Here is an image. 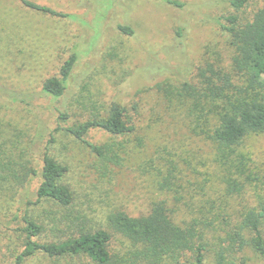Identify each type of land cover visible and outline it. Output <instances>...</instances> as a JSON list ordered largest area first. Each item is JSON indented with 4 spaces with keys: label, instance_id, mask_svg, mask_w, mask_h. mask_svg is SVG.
I'll return each mask as SVG.
<instances>
[{
    "label": "rangeland",
    "instance_id": "1",
    "mask_svg": "<svg viewBox=\"0 0 264 264\" xmlns=\"http://www.w3.org/2000/svg\"><path fill=\"white\" fill-rule=\"evenodd\" d=\"M30 1L71 15L0 0V264H14L25 248V213L42 226L40 242L107 229L110 264H148L133 258L130 242L111 228L110 218L117 212L147 215L158 202L177 224H197L204 264H264L252 247L226 250L228 234L262 190L264 133L232 148L218 146L208 138L215 114L207 115L210 106L184 90L197 81L206 57L229 62L230 36L220 25L233 12L229 0H179L182 6L166 0ZM262 7L264 0H249L236 14L249 20ZM120 24L134 33H124ZM74 53L79 56L68 88L54 98L44 82L60 75ZM114 105L124 109L133 129L116 136L92 128L86 138L102 146L103 155L68 131L108 118ZM47 149L67 167L61 183L72 191L69 206L50 199L26 203L39 177L23 185L20 180L31 178L32 166L41 170ZM22 264L97 263L84 253L37 252Z\"/></svg>",
    "mask_w": 264,
    "mask_h": 264
},
{
    "label": "trees",
    "instance_id": "2",
    "mask_svg": "<svg viewBox=\"0 0 264 264\" xmlns=\"http://www.w3.org/2000/svg\"><path fill=\"white\" fill-rule=\"evenodd\" d=\"M175 6H182L179 0H166ZM249 0H229L233 12L222 16L220 25L230 36V48L233 54L229 62L219 58H205L200 68L197 81L187 83L184 90L197 103L205 102L210 106L209 113L215 114V126H211L208 138L223 148L240 145L252 134L264 133V7L257 10L254 16L242 21L237 12L241 11ZM24 3L35 10L56 16L70 17L48 6L30 0ZM222 20L224 22H222ZM126 34H133L129 25H118ZM74 53L66 60L60 75H54L44 82L43 89L54 98L63 96L68 88L70 77L78 60ZM66 119L67 113H61ZM214 125V124H213ZM103 128L107 132L120 136L132 131L125 119V111L114 105L111 115L106 119H90L68 128L76 138L88 144L94 152L103 155L104 148L86 138L92 128ZM1 165V163H0ZM67 167L58 163L48 153L43 155L42 168L32 166L27 176L20 180L32 183L39 177V184L27 205H35L44 199H50L62 206L73 202V194L61 178ZM1 173V170H0ZM243 189L240 183L235 184ZM262 190L257 195V204L246 211L241 223L228 234L226 250L231 254L241 253L247 247L254 248L264 256V174L261 178ZM25 231L27 239L24 250L17 256L14 264H22L37 252H44L50 257L75 256L86 254L97 264H110L112 254L110 244L112 233L107 229L83 231L79 235L61 242H40L37 237L42 226L28 217ZM196 223L189 222L186 227L177 224L165 203H155L147 215L133 217L125 212L114 213L110 218L111 228L130 242L133 258L148 264H204L205 244L200 242L201 233ZM221 261L226 256L220 254ZM245 258L242 262H245Z\"/></svg>",
    "mask_w": 264,
    "mask_h": 264
},
{
    "label": "crops",
    "instance_id": "3",
    "mask_svg": "<svg viewBox=\"0 0 264 264\" xmlns=\"http://www.w3.org/2000/svg\"><path fill=\"white\" fill-rule=\"evenodd\" d=\"M33 2V1H32ZM25 4V3H24ZM26 5V4H25ZM27 6V5H26Z\"/></svg>",
    "mask_w": 264,
    "mask_h": 264
}]
</instances>
